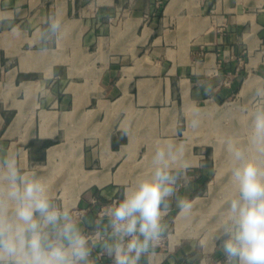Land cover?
I'll list each match as a JSON object with an SVG mask.
<instances>
[{"label": "crops", "instance_id": "0c3cea01", "mask_svg": "<svg viewBox=\"0 0 264 264\" xmlns=\"http://www.w3.org/2000/svg\"><path fill=\"white\" fill-rule=\"evenodd\" d=\"M156 1L0 0V155L18 152L85 232L151 171L157 141L184 146L192 167L179 195L195 199L214 156L205 140H216L196 136L186 107L217 113L264 78V0ZM50 13L63 23L55 42L40 39ZM177 213L141 264H224L218 232L173 240ZM93 259L112 264L100 249Z\"/></svg>", "mask_w": 264, "mask_h": 264}, {"label": "clouds", "instance_id": "9594fccd", "mask_svg": "<svg viewBox=\"0 0 264 264\" xmlns=\"http://www.w3.org/2000/svg\"><path fill=\"white\" fill-rule=\"evenodd\" d=\"M41 41L55 42L63 23L55 13L43 21ZM213 97L215 85L202 84ZM252 103L243 109L247 138L225 137L231 168L225 205L214 240L224 264H264V84L251 88ZM193 129L200 125L193 110ZM182 144L157 141L151 171L123 188L122 199L108 205L91 232L50 193L47 182L25 169L18 152L0 155V264H95L100 249L112 264H141L156 255L168 235L166 217L173 208L184 214L192 203L179 195L192 167Z\"/></svg>", "mask_w": 264, "mask_h": 264}, {"label": "rangeland", "instance_id": "374dc122", "mask_svg": "<svg viewBox=\"0 0 264 264\" xmlns=\"http://www.w3.org/2000/svg\"><path fill=\"white\" fill-rule=\"evenodd\" d=\"M260 83L264 84V78ZM250 84L251 81L249 84H245V88ZM251 103V94L249 96H233L219 103L221 111L217 113L211 112V107L213 105H210V103L208 105L211 107L208 108L207 111H200V125L198 127V132H196V136L214 139L216 141L205 140L208 143H212L214 147V156L210 151L209 156L202 160V167L204 169L202 175L203 186L201 192L196 194L197 197L193 200L190 199L192 200L191 203H193V207L189 213V221H187L184 226V231L186 233H184V239L186 241H192L198 244L201 236L202 239L207 240L214 236L219 230V216L225 205V196L229 188L228 181L231 168L230 159L224 144L225 137L236 135L240 142L246 140L247 117L243 109L249 107ZM201 105H203V103ZM186 108L188 109L190 124L193 118V110L190 107ZM213 114H215L216 117H210ZM188 130L192 132L190 127ZM216 147H220V155L215 152ZM219 167H221L222 173L220 177L217 178L216 173ZM173 232L172 223L170 233Z\"/></svg>", "mask_w": 264, "mask_h": 264}, {"label": "bare ground", "instance_id": "6f19581e", "mask_svg": "<svg viewBox=\"0 0 264 264\" xmlns=\"http://www.w3.org/2000/svg\"><path fill=\"white\" fill-rule=\"evenodd\" d=\"M250 82V81H249ZM248 82V84H249ZM189 107V105L187 106ZM211 106L210 105H207L206 107H203L202 109H200L199 111L201 112H204V111H207L208 108H210ZM215 152L219 155L221 154V150H220V147H216L215 148ZM223 153V152H222ZM218 156V155H217ZM223 156V155H221ZM222 159V158H221ZM224 169V168H223ZM223 171V170H222ZM221 167H219L217 169V173H216V177L219 178L220 175H221ZM193 204V203H192ZM189 218V214H184V213H177L176 217H175V233L173 235V240H177L180 236L184 235L185 231H184V226L185 224L187 223V221ZM186 234V233H185ZM207 237V236H206Z\"/></svg>", "mask_w": 264, "mask_h": 264}, {"label": "built area", "instance_id": "2783aa9c", "mask_svg": "<svg viewBox=\"0 0 264 264\" xmlns=\"http://www.w3.org/2000/svg\"><path fill=\"white\" fill-rule=\"evenodd\" d=\"M155 4H156L157 7H159L160 4H161V0H157V1L155 2Z\"/></svg>", "mask_w": 264, "mask_h": 264}]
</instances>
